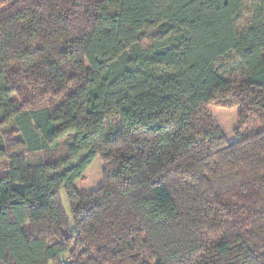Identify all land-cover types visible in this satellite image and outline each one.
<instances>
[{
    "label": "trees",
    "instance_id": "1",
    "mask_svg": "<svg viewBox=\"0 0 264 264\" xmlns=\"http://www.w3.org/2000/svg\"><path fill=\"white\" fill-rule=\"evenodd\" d=\"M1 161L0 264H264V0H0Z\"/></svg>",
    "mask_w": 264,
    "mask_h": 264
},
{
    "label": "rangeland",
    "instance_id": "2",
    "mask_svg": "<svg viewBox=\"0 0 264 264\" xmlns=\"http://www.w3.org/2000/svg\"><path fill=\"white\" fill-rule=\"evenodd\" d=\"M151 42L152 41L150 38H146L143 44L145 47H147ZM210 112L219 127L226 135L229 142H234L235 130L239 124L240 107H236L234 109H226L218 106H213L210 108ZM104 168L105 163L103 162V160L101 158H97L89 168V170L86 172L84 177L76 184V188L81 195L90 194L91 192L98 190L103 185ZM7 172V162L1 161L0 176L6 175ZM61 196L63 199L65 210L70 215V205L68 203L65 191L61 193ZM68 257V255L65 256V258Z\"/></svg>",
    "mask_w": 264,
    "mask_h": 264
},
{
    "label": "built area",
    "instance_id": "3",
    "mask_svg": "<svg viewBox=\"0 0 264 264\" xmlns=\"http://www.w3.org/2000/svg\"><path fill=\"white\" fill-rule=\"evenodd\" d=\"M68 263H69V264H73V261H72V260H68Z\"/></svg>",
    "mask_w": 264,
    "mask_h": 264
}]
</instances>
